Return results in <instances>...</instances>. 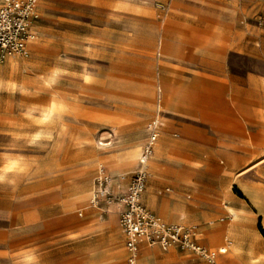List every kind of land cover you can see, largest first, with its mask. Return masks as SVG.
Listing matches in <instances>:
<instances>
[{"label": "rangeland", "instance_id": "obj_1", "mask_svg": "<svg viewBox=\"0 0 264 264\" xmlns=\"http://www.w3.org/2000/svg\"><path fill=\"white\" fill-rule=\"evenodd\" d=\"M156 3L38 0L40 21L33 45L39 47L33 52L30 46L27 55L6 53L2 58L0 53V175L5 177L0 181V251L9 253V258H0V264H14L28 250H35L41 264H103L96 235L90 232L92 236L87 238L86 228L79 225L89 214H111L109 206L103 205L101 210L89 207L97 169L105 167L116 182L119 173L132 168L117 169L109 164L127 147L118 141V135L128 122L120 111H127L131 101L130 83L120 76L128 75L132 18L144 15L143 6ZM9 58L15 62L3 69ZM224 68L232 74L264 76V61L231 57ZM224 102L223 110L217 111L229 115L232 105ZM235 104L239 107V102ZM254 130L256 126L250 127ZM168 144L174 152H182L174 159L177 165L185 170L196 167L200 188L216 196L198 204L215 214L200 222L169 221L144 202L151 172L141 197L143 206L168 224L195 226L197 243L214 254L218 264H249L231 250L218 252L221 245H229V239L223 237L227 230L220 238L222 243L212 246L204 231L218 225L227 228L231 219L226 206L239 202L250 213L259 235L251 256L256 264H264V212L253 197L261 192L264 206V136L250 134L246 143ZM194 161L199 163L194 165ZM212 168H217L216 187L210 180ZM153 187L158 200L178 191L169 182L153 183ZM82 190L90 194L86 201L77 194ZM184 194L193 199L191 190ZM155 248L154 264H161V255L166 253L169 264H208L177 245Z\"/></svg>", "mask_w": 264, "mask_h": 264}, {"label": "crops", "instance_id": "obj_2", "mask_svg": "<svg viewBox=\"0 0 264 264\" xmlns=\"http://www.w3.org/2000/svg\"><path fill=\"white\" fill-rule=\"evenodd\" d=\"M156 2V6H143L144 15L135 14L129 27L132 55L128 75L120 77L129 79L127 92L131 94V101L127 111L123 108L120 111L122 116L128 118V122L118 135V141L127 147L111 158L109 164L117 169L132 168L119 173L111 189L113 193H119L127 188L146 138V127L158 117L162 126L151 157L156 169L148 165L151 178L143 195L144 202L171 222H200L213 217L215 213L200 209L198 204L202 200L213 201L216 196L211 190L200 188V181L194 174L196 167L185 170L177 165L174 159L181 157L182 152H174L168 143H246L250 134L264 136V86L261 85L264 76L249 72L244 75L232 74L224 68L231 57L244 61H264V0ZM250 17H256L257 20L252 21ZM39 21L40 18L35 33ZM35 39L28 45V51L30 46L33 52L39 47L33 45ZM9 60L12 63L9 64ZM14 62V58L8 59L3 65L4 69H9ZM225 99L232 105L229 115L220 111L223 110ZM216 102L220 103L219 107L214 104ZM238 102L239 107L235 106ZM252 126H256V130L250 131ZM239 156L243 158L244 155ZM216 170L212 168L210 178L214 187ZM164 182L177 187L178 191L158 200L153 183ZM189 190L192 200H188L184 194ZM166 191L170 189L166 188ZM81 192L87 191L82 190L77 194ZM150 192L152 200L148 198ZM89 195L87 193V197ZM253 197L264 212L261 192H256ZM235 205L226 206L231 219L227 228L218 225L204 229L209 236L207 243L211 246L222 243L220 238L227 230L223 237L229 239V245H221L218 252L231 250L244 256L249 264H256V258L251 255L253 241L258 240L259 235L253 228L248 210L239 202ZM109 208L111 214H89L79 226L86 228L87 238L92 236L90 232L96 235L103 264H123L125 256L127 258L125 237L119 227L115 208ZM229 208L234 209L236 215L231 214ZM78 215L82 216V213ZM155 247L140 243L138 264H154L152 255L158 251ZM222 248L224 251H220ZM161 264H169L168 253L161 255Z\"/></svg>", "mask_w": 264, "mask_h": 264}, {"label": "built area", "instance_id": "obj_3", "mask_svg": "<svg viewBox=\"0 0 264 264\" xmlns=\"http://www.w3.org/2000/svg\"><path fill=\"white\" fill-rule=\"evenodd\" d=\"M39 18L38 0H0L2 58L6 53L27 55L28 45L35 39V26ZM161 126L158 117L148 123L136 168L123 192L113 193V177L103 167L97 169L89 204L96 208L103 205L115 208L119 227L125 237L126 264H138L139 246L142 242L149 246L157 245L163 250L177 245L192 251L208 264H218L215 255L197 243L195 226L168 224L141 203L149 176L148 160L154 153Z\"/></svg>", "mask_w": 264, "mask_h": 264}, {"label": "clouds", "instance_id": "obj_4", "mask_svg": "<svg viewBox=\"0 0 264 264\" xmlns=\"http://www.w3.org/2000/svg\"><path fill=\"white\" fill-rule=\"evenodd\" d=\"M10 169L5 168V171H9ZM5 177L0 175V181H3ZM0 258L7 259L9 258V253L6 251H0ZM14 264H41L40 257L36 254L35 250H28L22 256V260L18 259L14 262Z\"/></svg>", "mask_w": 264, "mask_h": 264}, {"label": "bare ground", "instance_id": "obj_5", "mask_svg": "<svg viewBox=\"0 0 264 264\" xmlns=\"http://www.w3.org/2000/svg\"><path fill=\"white\" fill-rule=\"evenodd\" d=\"M10 59V58H9ZM12 60H9V64L10 63H12L11 62ZM3 69H4V67H3ZM6 84H8V85H10V84H12V83H9V82H6ZM55 102H53L52 103V107H54V104ZM50 108V107H49ZM25 119V118H24ZM33 123V122H32ZM148 165H150V167H152V168H155L156 169V165L154 164V161L152 160V158H150L149 160H148ZM87 193L88 192H81V194H80V197H81V199H82V201H86V199H87ZM148 198L150 199V200H152V195H151V193H149L148 194ZM229 212L231 213V214H233V215H236V211L234 210V209H232V208H229ZM238 213V212H237ZM237 232V231H236ZM246 236V235H245ZM238 237V236H237ZM247 237V236H246ZM240 238V237H239ZM242 238V237H241ZM237 240H238V238H237ZM242 242V241H241ZM235 244V243H234ZM244 244V243H243ZM242 244V245H243ZM239 245V244H238ZM236 246V245H235ZM231 247V246H230ZM240 250V249H239ZM220 251H224V249H221ZM250 261V260H249ZM255 264V263H254Z\"/></svg>", "mask_w": 264, "mask_h": 264}]
</instances>
